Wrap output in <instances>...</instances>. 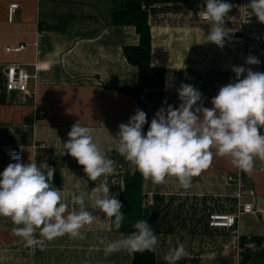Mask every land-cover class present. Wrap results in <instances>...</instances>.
I'll use <instances>...</instances> for the list:
<instances>
[{
  "label": "crops",
  "instance_id": "0c3cea01",
  "mask_svg": "<svg viewBox=\"0 0 264 264\" xmlns=\"http://www.w3.org/2000/svg\"><path fill=\"white\" fill-rule=\"evenodd\" d=\"M126 1H137L146 11L150 63L165 70L164 86L144 89L138 97L122 89L137 84L138 69L127 61L123 48L137 45L138 34L132 25L111 22L115 4ZM228 2L232 4L225 21L229 38L219 48L207 40L211 26L201 19L204 0H0V172L8 150L19 147L23 163L31 160L45 172L46 163L54 169L52 184L69 204L79 183L86 208L95 217L93 224L81 229L83 239L65 235L49 241L37 230L43 244L31 249L20 247L23 239L13 234L17 226L12 220L0 217V264L130 263L133 253L126 250L105 255L106 243L130 233L116 229L112 219L95 208L89 193L104 180L119 200L125 175L134 172L141 178L140 220L147 221L159 241L151 251L154 264H165L163 257L179 244L185 255L178 264H264V160L256 158L253 170L243 178L240 203H251L254 211L240 215L237 241L233 229L209 226L210 215L236 211L237 186L227 175L237 168L229 157L214 156L185 189L172 176L154 183L115 151L118 126L126 124L140 105L150 125L160 108L179 106L181 84L197 88L203 106L211 108L219 88L235 79L232 66L264 72V24L255 16L249 20L244 39L252 49L242 52L231 36L250 0ZM11 3L19 9L9 21ZM19 45H24L22 50H10ZM249 55L260 64L246 65ZM12 63H20L30 76L32 98L6 89L5 71ZM39 108L45 110L43 117L35 116ZM77 122L97 130L103 149H113L107 154L116 161L114 174L93 182L75 159L60 157Z\"/></svg>",
  "mask_w": 264,
  "mask_h": 264
},
{
  "label": "clouds",
  "instance_id": "9594fccd",
  "mask_svg": "<svg viewBox=\"0 0 264 264\" xmlns=\"http://www.w3.org/2000/svg\"><path fill=\"white\" fill-rule=\"evenodd\" d=\"M204 4L203 15L211 26L207 40L223 48L229 38L225 21L232 4L228 0H204ZM248 5L252 15L264 24V0H250ZM245 63L255 66L260 60L249 55ZM231 71L235 79L219 88L211 108L203 106L202 93L197 88L181 84L179 106L160 108L146 132V113L137 109L126 124L118 126L115 151L154 183L161 184L172 176L185 189L191 186L192 177L209 167L214 156H227L236 168L250 173L256 158L264 160V72L235 65ZM67 135L59 155L75 159L87 180L95 182L115 173L116 161L107 154L113 149L100 146L96 129L77 122ZM11 159L17 162L0 172V217L10 218L17 226L13 234L29 247L39 243L37 230L49 241L65 235L83 239L81 229L93 224L95 217L86 208L79 183L74 186L77 192L71 195L70 208L65 194L53 186L54 169L47 163L43 165L45 172L30 159L28 163L19 162L18 154H12ZM89 195L95 198V208L119 229L125 217L123 205L110 193L109 185L101 180ZM133 227L135 231L129 236L106 243L105 255L156 248L158 237L146 220L137 221ZM184 255L185 247L179 244L163 259L165 264H178Z\"/></svg>",
  "mask_w": 264,
  "mask_h": 264
},
{
  "label": "trees",
  "instance_id": "16d2710c",
  "mask_svg": "<svg viewBox=\"0 0 264 264\" xmlns=\"http://www.w3.org/2000/svg\"><path fill=\"white\" fill-rule=\"evenodd\" d=\"M111 22L116 25L134 26L139 37L137 45L123 48V54L127 61L138 69L137 84L134 87L122 89L138 97L144 89L163 87L165 83V70L161 67L152 66L150 63L151 37L147 13L141 4L137 1H126L115 4L111 11ZM138 109L146 113L147 122L144 126V131L146 132L149 127L148 114L143 105H140ZM141 195L142 189L139 172L125 175L124 188L119 197V201L123 205L121 212L125 215L119 228L121 232L131 234L135 231L133 226L141 219ZM124 264H154V255L151 251L133 253L132 261Z\"/></svg>",
  "mask_w": 264,
  "mask_h": 264
},
{
  "label": "built area",
  "instance_id": "2783aa9c",
  "mask_svg": "<svg viewBox=\"0 0 264 264\" xmlns=\"http://www.w3.org/2000/svg\"><path fill=\"white\" fill-rule=\"evenodd\" d=\"M19 9V5L16 3H11L8 5V20L11 21L14 13ZM251 9L244 6L242 8L241 14L237 20V26L235 33L231 36V41L237 43L241 46L242 52L249 53L252 49L251 45L245 44L244 34L247 28V23L253 18ZM201 19H205L203 13L201 14ZM24 45H19L18 47L10 49L12 52L16 53L22 50ZM30 76L28 75L25 68L20 63H12L6 67L5 71V84L8 91H19L25 94L27 97L32 98L34 92L28 89V80ZM45 114L44 109H37L36 115L38 117H43ZM12 154H18L21 157L19 162L23 163L22 153L19 147H11L8 150L7 160L5 167L10 163H16L17 161L11 159ZM248 173H245L237 168L234 174L227 175V179L230 182H233L237 186V192L235 194V206L236 211L232 215H210L209 216V226L210 227H224L233 229L236 233L237 241L239 240L237 222L241 214L251 213L254 211V206L251 203H240V196L242 190L244 189V176ZM39 243L34 246H27L23 241L20 243L22 249H31L35 246L43 244V240L40 237H37Z\"/></svg>",
  "mask_w": 264,
  "mask_h": 264
}]
</instances>
